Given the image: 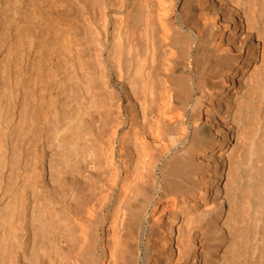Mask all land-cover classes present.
Returning a JSON list of instances; mask_svg holds the SVG:
<instances>
[{"label": "bare ground", "instance_id": "6f19581e", "mask_svg": "<svg viewBox=\"0 0 264 264\" xmlns=\"http://www.w3.org/2000/svg\"><path fill=\"white\" fill-rule=\"evenodd\" d=\"M0 264H264V0H0Z\"/></svg>", "mask_w": 264, "mask_h": 264}]
</instances>
